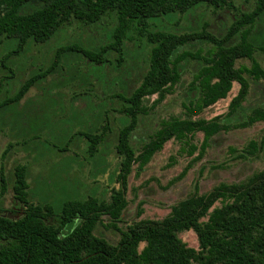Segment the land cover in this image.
I'll return each instance as SVG.
<instances>
[{
  "label": "rangeland",
  "instance_id": "rangeland-1",
  "mask_svg": "<svg viewBox=\"0 0 264 264\" xmlns=\"http://www.w3.org/2000/svg\"><path fill=\"white\" fill-rule=\"evenodd\" d=\"M4 1L0 0L1 9H16L17 15L30 14L49 2ZM231 3H198L184 11L133 21L120 50L110 48L99 62L80 51L61 56L57 51L68 45L101 51L118 26L115 10L95 21L71 17L41 42L21 43L0 34V217L19 219L30 205L39 206L43 221L64 239L83 221L79 215L69 221L65 203L110 204L119 191L124 205L118 217L101 212L91 231L92 236L116 245L134 224L162 221L174 206L192 196L208 194L223 184H246L264 171V119L252 123L257 113L264 114L262 80L245 73L248 89L243 98H239L241 85L233 80L225 98L194 115L187 110L198 96L192 84L204 59L219 45L227 49L239 44L249 29L248 24L237 30L233 23L240 14L253 11L255 0ZM158 34L185 39L169 56L178 80L166 84L162 96L146 94L134 104L127 99L148 72L150 53L157 44L150 37ZM253 63L264 70L263 50L254 48L250 56L235 59L233 68L250 69ZM173 119H203L227 128L207 138L202 131L174 135L143 161L144 149L161 122ZM127 127L134 161L125 173L116 147L121 130ZM19 168L25 173V200L15 191ZM228 201L216 199L199 221H207L215 208ZM178 237L198 250L193 230H182ZM146 245V240L140 241L137 252Z\"/></svg>",
  "mask_w": 264,
  "mask_h": 264
},
{
  "label": "trees",
  "instance_id": "trees-1",
  "mask_svg": "<svg viewBox=\"0 0 264 264\" xmlns=\"http://www.w3.org/2000/svg\"><path fill=\"white\" fill-rule=\"evenodd\" d=\"M11 1L5 0L4 3ZM48 1L47 5L27 15H17L16 9L0 7V34L16 37L21 43L27 39L41 42L71 17L95 21L104 12L115 10L118 26L111 42L101 51L93 52L75 45L57 51L58 56L68 51H80L93 62L101 61L102 53L110 48L120 50L125 31L133 21L139 23L161 13L184 11L198 3L215 6L232 4L231 0ZM233 24L237 30L249 24V29L244 31L239 44L227 49L219 45L212 49L209 58L204 59L205 65L192 84L198 96L187 107L190 115L225 98L233 80L241 85L239 98H243L248 89V82L243 77L245 73L251 75L253 80L264 82V70L256 63L250 69L245 66L233 68L235 59L250 56L254 48L264 51V0H255L253 11L240 14ZM150 40H155L157 44L150 53L148 72L141 85L127 99L134 104L146 94L160 92L162 96V88L178 80V72L171 66L169 56L185 39L173 34H158L152 35ZM30 84L28 82L22 87L17 98ZM257 115L252 123L264 119L262 112ZM226 128L203 119L162 121L161 128L154 134L155 138L144 149L143 161H147L165 140L174 135L179 138L185 133L202 131L207 138ZM129 131V127L121 130L116 147L117 153L123 157L125 173L134 161V151L128 146ZM25 187L24 169L19 168L16 170L15 191L22 200L26 198ZM218 198L230 201L215 208L207 221H199ZM123 205L119 191L113 195L110 204L96 206L94 200L65 203L63 210L68 220L79 215L83 221L64 239H59L58 231L43 221L39 206L30 205L19 219L0 217V264H264V171L254 175L246 184H223L208 194L192 196L174 206L170 215L162 221L134 224L122 233L116 245L92 236L91 231L99 214L105 212L118 217ZM187 229L195 232L198 250L188 248L179 239L178 233ZM142 240H146L147 245L138 253L137 247ZM83 252L86 255H82Z\"/></svg>",
  "mask_w": 264,
  "mask_h": 264
}]
</instances>
